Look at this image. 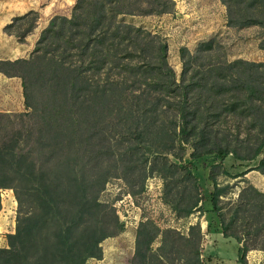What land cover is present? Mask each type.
I'll return each mask as SVG.
<instances>
[{"label": "trees", "instance_id": "obj_1", "mask_svg": "<svg viewBox=\"0 0 264 264\" xmlns=\"http://www.w3.org/2000/svg\"><path fill=\"white\" fill-rule=\"evenodd\" d=\"M222 1L230 21L244 0ZM133 3L76 0L70 16L50 18L28 57L0 59L2 74L20 78L25 106L0 112V190L11 189L17 202L0 264H84L99 258L100 242L123 229L113 204L99 199L110 177H121L133 194L157 171L170 179L165 194L172 189V198L163 200L177 214L199 209L196 178L182 161L184 145L193 158L216 153L252 160L263 153L264 62L213 63L204 52L212 50L207 40L194 53L179 49L177 80L165 41L117 20L123 13L167 12L172 0ZM29 15L31 24L22 32L12 29ZM245 17L243 24L264 25ZM36 20L34 11L14 16L4 32L22 40ZM255 168L264 174V154ZM221 191L215 185L212 209L223 236L239 244L238 261L246 264L247 250H264V192L243 188L226 216L217 203ZM240 213L249 220H243L242 233L232 230ZM157 236L159 258L152 254ZM201 238L198 224L183 234L142 220L131 264H203Z\"/></svg>", "mask_w": 264, "mask_h": 264}, {"label": "rangeland", "instance_id": "obj_2", "mask_svg": "<svg viewBox=\"0 0 264 264\" xmlns=\"http://www.w3.org/2000/svg\"><path fill=\"white\" fill-rule=\"evenodd\" d=\"M130 1L133 3V0ZM75 2L76 0H0V59L28 57L41 30L48 24L50 18L54 15L70 16ZM248 2L252 5L246 10L245 6ZM237 5L238 10L234 11V18L230 21H228L227 7L222 0H172L167 12L123 13L117 16V20L133 24L164 40L167 45L166 60L173 68L176 79L179 80L181 72L179 49L185 47L189 52L194 53L198 44L207 40L212 41V50L208 48L204 52L213 63L219 58L228 61L245 59L264 62V49L261 48L264 45V25L241 23L248 14L253 19L264 22V0H244L241 5ZM29 11L36 13L37 20L22 40L14 34L4 32V26L14 16L24 15ZM32 18V15L25 17L19 22V28L12 29L17 30L18 33L22 32L31 24ZM24 110L20 78L7 77L0 72V112ZM179 142L182 143L180 139ZM184 146L186 153L182 161L187 164L196 178L197 190L201 197L198 203L199 209L188 215L177 214L172 205L163 200V197L170 200L172 198V189L169 195L165 194V190L169 189L166 182L170 179L169 177L164 179L157 171L149 172L143 189L133 194L121 177H110L99 193V199L113 204L123 229L115 236L104 238L100 242L101 256L89 257L84 264H131L136 230L142 220H150L161 229L174 228L183 234L188 232L190 225L198 224L202 234L200 242V254H202L213 245L211 239L207 241L203 233L214 232L220 226L217 211L212 209L211 194L215 185L222 188L217 203L223 207L226 216L227 208L237 200L243 188H257L264 192V174L255 168L264 150L259 157L252 160H239L231 154L216 153L202 154L193 158L190 156L191 147ZM170 158L177 162L173 157ZM215 164L217 167H213ZM179 184L184 183L180 181ZM137 189L138 187L134 188ZM0 204V247H4L6 235L15 228L17 202L11 189L0 190ZM243 220L249 221H246L240 213L232 225V230L242 233ZM160 240L161 237L157 236L152 242V254L155 258L160 257L157 252ZM246 244L250 246L252 241ZM207 256L200 255L203 264H209L210 256ZM245 260L246 264H264V250L250 248L245 253ZM220 263L222 262H217Z\"/></svg>", "mask_w": 264, "mask_h": 264}, {"label": "crops", "instance_id": "obj_3", "mask_svg": "<svg viewBox=\"0 0 264 264\" xmlns=\"http://www.w3.org/2000/svg\"><path fill=\"white\" fill-rule=\"evenodd\" d=\"M203 236L206 237L207 241L211 239L213 244L209 247L207 252L200 254L202 256H210L209 264H217L219 261L222 262L220 264H241L238 261L239 244L234 238L223 236L220 231V226H218L214 232L210 231L208 233H203ZM202 251H206V249H202ZM246 258L248 259V256Z\"/></svg>", "mask_w": 264, "mask_h": 264}]
</instances>
